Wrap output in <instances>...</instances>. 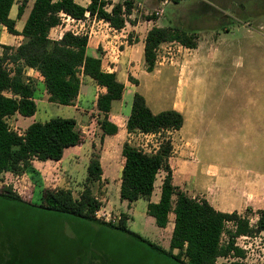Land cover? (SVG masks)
<instances>
[{"label": "trees", "instance_id": "1", "mask_svg": "<svg viewBox=\"0 0 264 264\" xmlns=\"http://www.w3.org/2000/svg\"><path fill=\"white\" fill-rule=\"evenodd\" d=\"M27 1L20 0L16 12L18 18L22 15ZM14 3L15 0H0V24L8 33L20 34L24 38L17 47L0 45V174L10 171L16 175L24 172L37 175L33 160H60L65 149L79 144V134L73 117L57 116L43 122L34 121L23 133H17L9 127L5 120L6 115L17 112L23 117H30L37 109L34 101L35 85L31 79L25 78L24 68H33L39 72L48 101L59 105H73L79 93L80 75L89 76L105 90L98 94L95 102L96 110L102 115L97 119L102 131L100 139L105 135L116 134L117 126L109 121L108 113L112 102L122 97L124 84L118 80L115 72L102 69L99 57L86 53V34H74L67 30L60 39L51 40L49 32L60 25L64 17L79 20L86 13L108 22L115 29H121L126 20L122 13L131 12L132 2L124 0L123 10L121 3L112 4L111 0H90L86 7L75 0H34L20 33L15 29V20L9 16ZM109 5H112L111 9L107 10ZM167 41H178L188 48L196 47L194 38L182 29L153 26L147 31L144 40V63L147 72L154 70L156 51L161 43ZM133 83L137 84V81ZM5 92L11 96H6ZM183 123L181 112L168 109L153 113L144 96L135 92L126 121L127 132L158 135L161 141L154 152H145L128 142L123 144L121 150L124 158L119 187L121 201L130 204L140 198L149 200L158 172H165L159 200L148 201L146 213L160 228L166 227L169 213L174 214L168 249L131 230L127 225L126 213H121L116 225L94 217L95 210L102 206L92 189L103 174L98 153L90 156L82 190L77 197L68 188L44 187L40 189L39 202L30 204L12 192L10 187H5L0 190V198L71 215L120 231L178 264H244L238 259L218 263L217 258L244 256V251L235 246L233 238L264 233V209L257 211L256 224L251 227L246 216L236 211L216 210L205 199L192 198L172 183V169L168 159L173 145L166 133L180 129ZM226 222H234L235 230L229 232L230 239L222 244L221 235Z\"/></svg>", "mask_w": 264, "mask_h": 264}, {"label": "rangeland", "instance_id": "2", "mask_svg": "<svg viewBox=\"0 0 264 264\" xmlns=\"http://www.w3.org/2000/svg\"><path fill=\"white\" fill-rule=\"evenodd\" d=\"M124 0H122L123 2ZM132 3H142L145 7L138 8L141 18L158 19L162 26L176 27L184 30L187 35L194 38L195 33L213 29L225 35L230 42L229 53L222 56V50L217 49L210 54H214L210 63V72L214 80L210 92V112L216 116L221 111L223 118L229 111L242 110L240 105L245 100L251 90L252 81V51L249 46L247 31L253 27L257 18L264 17V0H179L172 2L163 8L160 16L154 17L147 14L149 8L153 6L150 0H130ZM154 4V3H153ZM15 18V15H14ZM251 24V26H248ZM71 25V23H70ZM229 28L233 33H226L223 29ZM144 32V31H143ZM54 36V31L52 32ZM131 40V39H129ZM164 47H158L156 51V62L152 72L147 73L146 65L133 69L134 75L141 80V88L146 93V102L152 107H158L160 103L167 102V98L184 104V95L187 85L185 77L194 75L200 76V70L195 69L199 58L204 56V50L191 51L188 47L178 41H167ZM225 60L219 76L216 73L217 67ZM118 72L125 73L126 69H118ZM264 78V68L262 75ZM27 78V77H26ZM130 75L128 81L135 82ZM137 81V80H136ZM138 83V81H137ZM37 98H45L44 85L37 79L33 80ZM189 91L197 95L201 93L199 84L189 85ZM95 92H90V97L81 110L68 109L65 112V105L52 103L47 108V113H42L40 122L51 117H73L76 120V128L79 134L78 146H83L77 153L67 155L61 163H48L41 173L37 170V175L27 172L21 175L13 174L10 171L0 174V190L10 187L12 192L20 196L30 204L39 202L41 188H65L72 191L77 197L82 190V183L86 176L83 156L96 154L102 149L101 139L98 132L96 120V109L93 106ZM235 95L237 96L234 102ZM74 105V103H73ZM124 107V106H123ZM193 107L200 109V102L194 99ZM40 108V105H39ZM63 108V109H62ZM227 111L228 113H226ZM219 113V114H220ZM226 113V114H225ZM120 116L125 111L118 112ZM25 123L28 117H22ZM216 119V117H215ZM9 127L17 133H22V126L17 122V117L5 116ZM190 130L187 122L185 131ZM171 132L166 135L171 138ZM186 135H189L187 132ZM196 134L194 140L187 147L183 146L184 140L175 136L174 144L178 149H186L192 152L189 156L198 158L199 166L208 163L218 164L221 168L228 167L235 169L241 167L264 172V138L262 142L250 140V134L234 133H210L206 144H202L201 136ZM161 141L160 136L155 135L152 142L138 140L139 144H145L146 148H154L156 141ZM172 140V139H171ZM137 143V141H135ZM84 144V145H83ZM197 145V146H196ZM96 146V147H95ZM191 146V147H190ZM99 148V150H98ZM41 174V175H40ZM108 177L111 175L108 173ZM94 192L98 197H103L102 212L106 213L104 220L114 225L118 224L121 215L120 199L111 186L106 191L95 188ZM101 209V208H100ZM101 214V213H100ZM246 216L251 227L256 224L255 215L251 212ZM139 228L135 229L134 225ZM128 225V219H127ZM128 227L141 234L144 238L162 246L169 248L170 236L166 231L161 232L155 225L154 219L148 216L147 219L136 218L129 221ZM233 226L228 224L224 227L221 242L225 244L230 239ZM168 232V230H167ZM257 235L258 233H254ZM262 237V235H259ZM235 243H240L239 238H233ZM258 241V240H257ZM260 243L252 242L248 247L249 253L247 261L253 264H264L256 253H259ZM233 260L230 258H217V262ZM0 264H178L175 261L162 256L150 249L145 243L139 242L127 234L107 228L102 225L73 217L71 215L58 212L47 211L37 206H28L17 202H8L0 198Z\"/></svg>", "mask_w": 264, "mask_h": 264}, {"label": "crops", "instance_id": "3", "mask_svg": "<svg viewBox=\"0 0 264 264\" xmlns=\"http://www.w3.org/2000/svg\"><path fill=\"white\" fill-rule=\"evenodd\" d=\"M112 4L121 3L122 0H111ZM34 0H28L22 15L18 18L16 15L17 6L20 4V0H15L12 6L9 16L15 20V29L18 33L22 31L25 20L30 12ZM79 5L86 7L90 0H75ZM112 5L107 7V10L111 9ZM136 3L133 1L132 9L129 17L126 18L125 25L121 29H115L109 25L108 22L102 21L95 16L85 14L84 18L75 20L70 17H64L62 23L56 27H53L49 32V38L51 40L60 39L62 34L70 30L74 34H86L88 36V43L86 46V53L93 57H99L101 60V66L104 71L115 72L119 81L124 84V91L122 97L112 102L111 110L108 113V119L117 126V133L113 135H105L100 141L102 149L98 151L100 157V163L102 165L103 174L99 182H96L93 186V193L102 201L103 197H98L94 192V189L99 188L101 191H106L114 187L117 196L119 197L120 187V175L121 169L124 163L121 150L125 142H128L134 147L140 148L145 152H154L158 146L155 143L152 145V150L146 148L145 144H139L138 140L152 142L154 134H144L140 132L128 133L126 130V121L130 113L132 97L135 92L141 93L146 99V93L142 91L141 80L134 75L133 69L138 66L144 65V40L147 31L153 26L165 27L159 24L158 19L141 18L139 10L135 11ZM15 15V18H14ZM71 23V25H70ZM253 27L247 31L249 37V46L252 51V81L250 82L251 90L245 100L242 110L229 111V114L219 119L221 111L216 114V119L213 117L214 113L210 112V92L211 86L214 82L212 79V73L210 72V63L213 57V53H209V49L214 52L217 49L222 50L223 59L229 53L228 40L225 35L215 31L213 29L200 31L195 33L197 36L196 47L188 48L191 51L204 50L206 54L199 58L196 63V68L200 70V76L196 77L191 75L185 77L186 91L184 95V104L174 101L173 99H166L164 103H160L158 107H152L147 102L153 113H158L162 110L174 109L182 113L184 117V123L178 130L172 131L171 142L173 145V151L168 159L169 165L172 169V183L179 187V189L185 192L188 196L197 200L205 199L216 210L222 212L236 211L240 215H248L251 212L256 216L257 211L264 209V172L257 171L250 168L239 167L235 169H229L228 167H220L218 164L208 163L205 166H199L197 155L196 157L189 156L192 152L186 151V149H177L174 144L175 136L184 140L183 146L187 147L193 142L196 134H204L201 136L202 144H206L209 139L210 133H234V134H250V140L253 142H260L264 138V78L258 77L262 75V69L264 68V17L257 18L252 24ZM251 26V24H248ZM227 34L233 33L228 27L223 29ZM54 31V36L52 32ZM144 31V32H143ZM131 39V42L128 40ZM24 40L20 34H10L6 28L0 24V45H9L17 47ZM172 42H163L160 47H164L166 44ZM2 48L0 47V55ZM225 60L219 64L216 73L219 76L222 68L224 69ZM118 69H126L125 73L118 72ZM24 76L26 79L32 81L37 79L43 84V78L39 72L33 68L25 67ZM149 73V72H147ZM138 81L137 84L128 81V76ZM199 84L201 86V93L199 98H194V94L189 91V85ZM36 86V85H35ZM95 92L93 97V106H95L96 98L98 94L103 93L105 90L99 87L96 82L89 76L80 75V87L79 93L74 100V105H65V112L68 109L81 110L82 106L86 104V100L90 97V92ZM45 98L39 100L38 94L35 90L34 101L37 109L34 115L28 117V121L22 123L23 116L17 112L10 115L11 117H17V122L22 126L21 132L29 126L32 122L43 118L42 113H47V108L52 102L48 101V94L44 88ZM6 96H11L10 93L5 92ZM234 98V102L236 99ZM200 102V109L193 107V102ZM40 105V108H39ZM124 106V107H123ZM63 109V108H62ZM96 109V108H95ZM96 111V118H101L102 115ZM125 111V114L120 116L118 112ZM228 113L227 111H225ZM220 113V114H219ZM225 113V114H226ZM48 120V119H47ZM97 122V120H96ZM187 122H189L190 130L185 131ZM98 132L101 138L102 131L98 125ZM189 132V135H186ZM169 133V132H168ZM137 141V143L135 142ZM156 144H159L155 139ZM84 145V144H83ZM145 145V146H144ZM197 146V145H196ZM83 147L75 145L64 150L63 156L58 161L47 160L37 161L33 160V166L41 173H46V170H42V167H46L48 163L58 164L66 158L67 155L77 153L79 149ZM96 147V146H95ZM191 147V146H190ZM99 150V148H98ZM91 153L84 155V163L86 170ZM111 176L108 177L107 174ZM41 175V174H40ZM165 172L160 170L157 174L154 182V188L149 196V200L140 198L134 202L128 204L127 201L119 202L120 211L126 213L129 221H133L136 218L147 219L149 215L146 213L148 201L157 202L160 197L161 183ZM67 188V187H65ZM175 198V197H174ZM231 224L233 226L232 232L235 230L234 222H226L225 226ZM134 228H139L135 224ZM174 225V214L169 213L168 222L166 227L160 228L159 235L166 231L170 236ZM168 230V232H167Z\"/></svg>", "mask_w": 264, "mask_h": 264}, {"label": "built area", "instance_id": "4", "mask_svg": "<svg viewBox=\"0 0 264 264\" xmlns=\"http://www.w3.org/2000/svg\"><path fill=\"white\" fill-rule=\"evenodd\" d=\"M174 1L175 0H150V4H152L153 6L148 7L149 10H148L147 14L149 16L158 17L162 14L163 8L166 5H168ZM123 3H124V1L121 2V4L123 5V10H124V4ZM142 7H145V5L142 3H136L135 11L139 10L138 8H142ZM131 9H132V7H131ZM130 13L126 14L123 12L122 17H124L126 19L127 17H129ZM102 21H104V20H102ZM105 215H106V213L102 212V206L99 207L94 212V217L100 221L107 220V218H105ZM118 218H120V216ZM118 222H119V220H118ZM259 235H262V237H260ZM236 238H239L241 240V242L239 244L235 243V246L239 247L240 249H242L244 251V256L242 258H233V259H238V260L242 261L244 264H253V262L247 261L248 255H254L253 253H249L248 247L251 245L252 242L260 243L262 241L263 246L261 248L259 247V249H260L259 251H261V252L256 253V257H259L261 262L264 263V233L263 232H260L257 235H255V234L252 236L242 235V236H239ZM230 257L231 256H227V257H223V258H230Z\"/></svg>", "mask_w": 264, "mask_h": 264}]
</instances>
